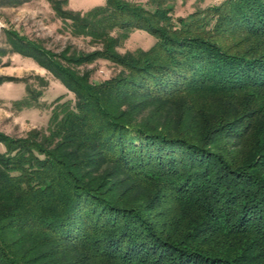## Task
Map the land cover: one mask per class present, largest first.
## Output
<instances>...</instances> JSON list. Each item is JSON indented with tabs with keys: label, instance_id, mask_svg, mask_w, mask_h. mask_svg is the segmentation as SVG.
Segmentation results:
<instances>
[{
	"label": "trees",
	"instance_id": "16d2710c",
	"mask_svg": "<svg viewBox=\"0 0 264 264\" xmlns=\"http://www.w3.org/2000/svg\"><path fill=\"white\" fill-rule=\"evenodd\" d=\"M48 1L106 47L54 55L6 30L75 99H55L46 131L0 132V264H264V0L176 21L166 0ZM135 30L156 42L120 59L126 76L94 83L62 63L110 60V34Z\"/></svg>",
	"mask_w": 264,
	"mask_h": 264
},
{
	"label": "rangeland",
	"instance_id": "374dc122",
	"mask_svg": "<svg viewBox=\"0 0 264 264\" xmlns=\"http://www.w3.org/2000/svg\"><path fill=\"white\" fill-rule=\"evenodd\" d=\"M130 1L145 3L148 0ZM221 1L166 0L160 7H171L169 15L175 21L180 17L187 20L190 15L201 13L209 5ZM105 3L106 0H68L63 6L65 9L85 12ZM7 29L16 30L38 42L54 55L63 53L67 57H79L103 51L106 46L89 33L74 31L71 21L59 17L48 0H0V77H6L0 83V132L10 137L27 138L32 132L48 129L57 97L63 96L62 101L74 100L75 94L32 57L13 51L7 41ZM117 35L114 31L110 34V60L99 57L81 63H68L64 60L62 63L79 75H89L90 82L94 83L126 76L127 73L122 72L120 59L130 54L137 55L135 52L139 48L149 49L156 42V38L144 30H135L127 39L114 42L112 39ZM5 150L6 147L0 144V151ZM109 167L111 164L107 163L101 169L110 178V182L115 181L119 186L129 184L125 183L123 173L108 172ZM128 192H137L141 196L148 194L144 197L145 203H148L150 194L143 192L141 186H130ZM85 262L81 260V264Z\"/></svg>",
	"mask_w": 264,
	"mask_h": 264
}]
</instances>
